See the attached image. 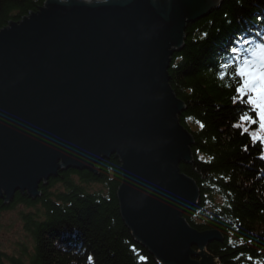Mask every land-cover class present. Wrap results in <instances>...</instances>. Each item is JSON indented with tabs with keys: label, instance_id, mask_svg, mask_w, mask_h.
Returning <instances> with one entry per match:
<instances>
[{
	"label": "water",
	"instance_id": "95a60500",
	"mask_svg": "<svg viewBox=\"0 0 264 264\" xmlns=\"http://www.w3.org/2000/svg\"><path fill=\"white\" fill-rule=\"evenodd\" d=\"M220 0H45L0 29V198L68 168L120 161V214L161 264H213L183 214L199 189L168 68L188 22ZM196 248V249H194ZM199 258V260L196 259Z\"/></svg>",
	"mask_w": 264,
	"mask_h": 264
},
{
	"label": "trees",
	"instance_id": "16d2710c",
	"mask_svg": "<svg viewBox=\"0 0 264 264\" xmlns=\"http://www.w3.org/2000/svg\"><path fill=\"white\" fill-rule=\"evenodd\" d=\"M44 1L0 0V29ZM184 34L168 74L184 102L179 122L193 139L192 159L179 168L195 181L199 198L183 217L198 231L221 234L205 246L213 264H264V123L243 91L244 60L264 64V0H220ZM120 164L112 154L99 159L96 174L60 170L39 184L35 198L21 191L8 203L0 198V213L17 204L31 208L22 215L32 252L27 262L6 257L10 263L161 264L122 219Z\"/></svg>",
	"mask_w": 264,
	"mask_h": 264
},
{
	"label": "rangeland",
	"instance_id": "374dc122",
	"mask_svg": "<svg viewBox=\"0 0 264 264\" xmlns=\"http://www.w3.org/2000/svg\"><path fill=\"white\" fill-rule=\"evenodd\" d=\"M243 91L249 92L259 107V116L264 123V85L254 79L249 81V75H243ZM248 78V79H247ZM253 79V78H252ZM264 81V79H262ZM264 135V130L261 131ZM56 187H60L57 185ZM23 204H17L13 209L0 213V251L3 264H11L6 257L12 256L28 261L25 254L32 252V236L26 229V222L22 213L30 211Z\"/></svg>",
	"mask_w": 264,
	"mask_h": 264
}]
</instances>
